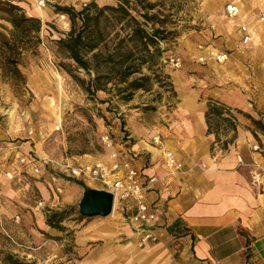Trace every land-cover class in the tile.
Segmentation results:
<instances>
[{
	"label": "crops",
	"instance_id": "0c3cea01",
	"mask_svg": "<svg viewBox=\"0 0 264 264\" xmlns=\"http://www.w3.org/2000/svg\"><path fill=\"white\" fill-rule=\"evenodd\" d=\"M238 35L241 41L239 29ZM196 53L197 61L205 57L200 64L211 63L212 68H219L218 73L213 69L214 75L198 80L204 88L177 73L178 81L180 77L186 81H179L182 93L178 92L184 101L180 98L169 118L162 122L156 119L154 123L131 119L128 126L119 123L112 128L118 147L129 142L137 156L134 166H144V173L157 180L147 203L166 208L157 232L160 241L140 245V235L128 216L113 212L111 218L83 224L74 237L76 247L71 257L77 258L66 259L69 256L63 254L60 244L65 239L59 245L52 240L55 230L46 225L47 214L79 202L84 186L48 174L32 150L27 156V152L0 144V234L17 242L13 245L6 240V244H0V251L37 264H54L49 262L56 255L64 264H264V172L260 185L251 180L252 174L264 170V134L251 122L253 119L264 125V87L251 89L242 80L238 85L231 84L221 70L228 60L219 64L204 51ZM209 101L229 110L225 117L233 118L235 132L219 129L218 140L208 133L205 113ZM155 135L161 139L156 148L150 144ZM257 146L259 150L255 151ZM164 151L173 153L183 165L181 171L167 169ZM106 154L104 151L101 157ZM23 156L27 157L25 165L19 163ZM93 160L96 159L82 162ZM36 168L40 170L38 175L33 172ZM16 216L20 218L18 223L14 222ZM171 225L183 231L184 237L177 243L165 230ZM84 230L86 233L80 235ZM59 233L65 236L68 231Z\"/></svg>",
	"mask_w": 264,
	"mask_h": 264
},
{
	"label": "rangeland",
	"instance_id": "374dc122",
	"mask_svg": "<svg viewBox=\"0 0 264 264\" xmlns=\"http://www.w3.org/2000/svg\"><path fill=\"white\" fill-rule=\"evenodd\" d=\"M0 1L16 5L28 17L42 21V43L34 54H24L18 67L25 77V86L9 80L0 68V144H6L5 147L18 152L32 150L42 163L48 160H69L76 163L98 159L104 154L100 136L109 134L116 138L112 128L117 124L128 126L131 119L141 123H154L156 119L162 122L164 118H169L180 101L175 74L183 73L191 79L192 84L198 85V80L215 74L211 63L200 64L196 60V50L199 51L197 46L203 45L227 54L229 62L221 65V70L225 71L223 75L229 78V83L238 85L242 80L247 81L251 89L254 86L259 90L264 87V22H258L259 13L264 9V0H243L246 4L245 10L249 12L245 20H241L239 15L232 19L226 16V7L236 0H150V3L156 4L151 14H157L161 21L166 20L163 29L173 31L174 34L159 42L161 55L153 66L154 74L146 68L141 71L142 75L152 80L146 85V89L135 91L130 101L124 100L121 90L125 84L118 83L116 71L110 70V63L99 68L100 73L108 75L99 82L103 91L97 92L94 89L86 92L89 81L96 77L95 70L89 74L80 70L56 43L58 39L66 36L70 22L65 15L56 14L51 6L71 7L80 11L91 2L100 9L103 6H116L115 1L49 0V6L43 9L46 14L44 18L38 17V12L33 9L34 5L38 6L39 0ZM130 8L134 9L131 11L132 15L144 25L142 27L151 32L152 25H145L140 17L143 13L141 8L133 1ZM5 18L0 13V33L7 36L6 31L10 30V25ZM100 21V27L107 36L106 48H100L104 57L110 54L115 56L114 59H119V55L132 49L131 44L121 41L128 33L126 27L121 28L110 19L106 21L101 18ZM241 25H248L255 32L250 44L244 45L239 39L238 29ZM137 49L140 51L142 48L138 46ZM172 59L180 60L178 69L173 67ZM138 77L141 75H134L129 81ZM76 79L83 81L84 86ZM180 82L186 81L181 79ZM225 84L228 85L227 82ZM199 87L204 88L201 85ZM259 94L257 92L256 96ZM262 94L264 96V92ZM51 102L54 107L48 106ZM45 167V171L54 178L65 182L74 181L50 165ZM77 205L78 202L70 206L63 205L55 212H67L59 226L61 228L53 229L55 236L51 237L58 245L65 239L60 244L63 254L69 256L66 259L77 258L71 257L76 247L74 237L82 230L83 224L94 220L82 218ZM113 212L121 214L118 203ZM112 214L108 218L114 215ZM66 230L68 233L65 236L60 235L59 232L64 233ZM45 236L48 238V235ZM6 240L10 242L7 235L0 234V244H6ZM6 254L9 255L0 251V259L3 260ZM51 262L64 264L57 255L54 259L50 258L49 263Z\"/></svg>",
	"mask_w": 264,
	"mask_h": 264
},
{
	"label": "trees",
	"instance_id": "16d2710c",
	"mask_svg": "<svg viewBox=\"0 0 264 264\" xmlns=\"http://www.w3.org/2000/svg\"><path fill=\"white\" fill-rule=\"evenodd\" d=\"M116 6H103L98 8L94 2L84 5L80 11H75L71 7H52L56 14L65 15L70 22V29L64 38L56 41L58 47L75 65L89 74L95 70L96 77L89 81L86 92H92L94 89L103 91L99 85L100 80L108 75L100 73L101 65L110 63V70L116 71L115 77L118 83L125 84L121 90L124 94V100L130 101L134 92L146 89V85L151 82L150 77L142 75V70L146 68L152 71L154 64L159 59L161 51L159 42L167 40V36L174 34L173 31L163 29V25L167 22L161 21L157 14H151L156 4L150 3V0H113ZM131 1L141 8L140 17L144 20V24H151V32H148L137 19L132 15L130 8ZM49 6V5H48ZM96 12V13H93ZM0 13H3L5 21L10 25V30L6 31L7 36L0 33V68L5 76L14 83L21 85L26 84L25 77L19 70L21 58L24 54H34L36 48L42 43L40 33L42 30V21L39 18L28 17L21 8L11 3L0 1ZM107 14V15H106ZM101 18L113 21L114 24L120 25L121 28L126 27L128 33L121 40L132 45V49L119 55V59L115 56L107 55L100 52V48H106V35H104L100 25ZM79 22V25H78ZM159 25V28L156 26ZM0 28H2L0 26ZM119 36L118 34H116ZM141 46V50L137 49ZM114 71V72H115ZM154 74V71H152ZM140 74L141 77L133 78L134 75ZM81 85L84 82L76 79ZM229 110L223 105L209 101L207 111L205 113V121L209 134H214L218 140L219 129L235 132L236 126L233 118L225 117ZM255 129L264 134V125L260 121L251 119ZM217 142V141H216ZM67 216V212H52L47 217L46 225L52 229H60V224ZM169 234L180 236L182 229L178 225H171L168 228ZM3 264H32L15 259L11 255L3 256Z\"/></svg>",
	"mask_w": 264,
	"mask_h": 264
},
{
	"label": "built area",
	"instance_id": "2783aa9c",
	"mask_svg": "<svg viewBox=\"0 0 264 264\" xmlns=\"http://www.w3.org/2000/svg\"><path fill=\"white\" fill-rule=\"evenodd\" d=\"M49 0H39L38 7L44 9L48 6ZM226 16L228 18H236L238 16V6L234 3L229 4L226 7ZM259 22H264V9L259 15ZM239 31L242 34L241 42L244 45L250 44L253 41L254 34L250 31L248 25H241ZM199 51H204L206 56L215 62L222 64L227 61V54H221L209 47L203 45L198 46ZM199 63L205 62V57H201L198 60ZM171 63L173 67L178 69L180 67L179 59H172ZM100 144L104 151L107 152L106 156L99 157L96 160L90 162H70L69 160L54 162L43 161V165H50L53 169H58L68 179L81 183L84 186L96 185L100 189L110 191L114 195V202L121 207V212L126 214L129 218V222L135 227L139 233V244L146 243H158L160 237L157 232L160 230L161 219L165 218L166 208L163 205L150 206L147 203V197L151 191L154 190L157 180L153 177H149L144 173L145 167L140 168L134 165L137 162V156L131 151L130 144L126 140L118 147V140L109 134H103L100 136ZM150 144L153 147H158L161 144L159 135H155L151 138ZM18 149V147H17ZM255 151L259 150V147L254 148ZM32 151H27L29 156ZM163 158L167 169L170 172H178L183 169V165L176 160L173 153L170 151L163 152ZM27 157L23 156L19 158V163L25 165ZM35 174H40L38 168L33 171ZM264 172L260 169L258 173L251 175L253 184L260 185L261 175ZM10 178V176H7ZM61 193L60 190L57 191ZM38 207L42 206L41 202H38ZM3 207V200L0 194V209ZM20 218L14 217V222L18 223ZM170 227V226H169ZM169 227H165L168 231ZM170 237L174 243L179 242L184 234L180 236ZM8 240L11 244L17 245V242L9 235Z\"/></svg>",
	"mask_w": 264,
	"mask_h": 264
},
{
	"label": "water",
	"instance_id": "95a60500",
	"mask_svg": "<svg viewBox=\"0 0 264 264\" xmlns=\"http://www.w3.org/2000/svg\"><path fill=\"white\" fill-rule=\"evenodd\" d=\"M77 207L78 213L82 218L105 219L113 213L114 195L104 189H92L84 186Z\"/></svg>",
	"mask_w": 264,
	"mask_h": 264
},
{
	"label": "bare ground",
	"instance_id": "6f19581e",
	"mask_svg": "<svg viewBox=\"0 0 264 264\" xmlns=\"http://www.w3.org/2000/svg\"><path fill=\"white\" fill-rule=\"evenodd\" d=\"M234 4H236L238 6V9H239V17L241 20H245L246 19V16L247 14L249 13L248 11L245 10V7H246V4L244 3L243 0H236L234 1ZM240 7V8H239ZM33 9L36 10L38 12V15L42 18L46 17V14H45V11L41 8H39L37 5H34L33 6ZM258 23V22H257ZM213 69L216 73H218V70L219 68L216 66V65H213ZM175 84L177 85V89L180 93L181 92V88L179 87L180 84H179V81H178V74H175ZM180 98H181V101H184V97L182 95H180ZM48 106L50 107H54V104L51 102V103H48ZM116 206H117V201L114 202V207H113V211L116 209ZM113 215V214H112ZM87 230H84L83 232H81L80 235H83L84 233H86Z\"/></svg>",
	"mask_w": 264,
	"mask_h": 264
}]
</instances>
